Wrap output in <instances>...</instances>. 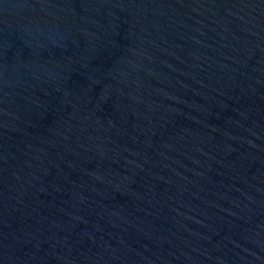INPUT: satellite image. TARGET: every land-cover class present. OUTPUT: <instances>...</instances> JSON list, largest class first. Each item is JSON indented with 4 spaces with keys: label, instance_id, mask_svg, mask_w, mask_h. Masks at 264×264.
I'll return each mask as SVG.
<instances>
[{
    "label": "water",
    "instance_id": "1",
    "mask_svg": "<svg viewBox=\"0 0 264 264\" xmlns=\"http://www.w3.org/2000/svg\"><path fill=\"white\" fill-rule=\"evenodd\" d=\"M0 264H264V0H0Z\"/></svg>",
    "mask_w": 264,
    "mask_h": 264
}]
</instances>
